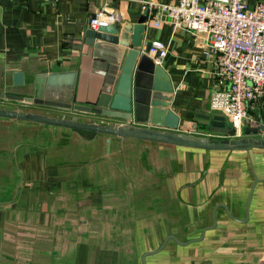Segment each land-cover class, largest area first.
<instances>
[{
	"label": "crops",
	"instance_id": "crops-1",
	"mask_svg": "<svg viewBox=\"0 0 264 264\" xmlns=\"http://www.w3.org/2000/svg\"><path fill=\"white\" fill-rule=\"evenodd\" d=\"M111 1L121 14L115 23L119 28L126 22L135 25L148 9L142 38L167 46L162 62L153 61L172 83L170 108L179 116L180 129L203 134L195 129L205 121L200 116L214 112L211 95L225 86L215 73L207 35L176 27L164 16L156 23L160 13L154 5L178 0ZM257 1L248 0L251 7ZM99 3L0 0V92L33 95L37 77L74 73L69 94L68 82L61 84L64 100L73 106L96 100L106 65L96 66L89 46L80 43ZM18 71L24 74V85L15 84ZM0 106L101 121L75 108L1 98ZM262 119L260 105H253L239 136L248 127L264 125ZM24 137L37 141L23 143ZM108 138L0 117V194L7 188L13 195L6 202L0 198V264H27L24 257L28 264H143L144 253L162 244L146 256V264L264 263L263 148L206 150ZM16 147L21 159L3 162L1 155ZM214 212L216 225L203 234L213 224ZM42 226L48 230L42 245L51 250H19L24 229L37 232ZM197 237L202 238L191 241Z\"/></svg>",
	"mask_w": 264,
	"mask_h": 264
},
{
	"label": "water",
	"instance_id": "water-1",
	"mask_svg": "<svg viewBox=\"0 0 264 264\" xmlns=\"http://www.w3.org/2000/svg\"><path fill=\"white\" fill-rule=\"evenodd\" d=\"M147 11L148 9L135 25L126 22L121 28L112 24L86 30L80 45L89 46L88 51L92 54L96 66L106 65L104 84L96 100L76 106H73L71 101L64 100L65 91L61 84L68 82L69 90L66 91L69 94L72 82L76 79L74 73H70L68 77L61 74L37 77L33 95L0 92L1 99L41 103L66 109L75 108L77 111L95 115L101 121L82 120L73 116H53L7 106H0V117L106 134L109 135V142L111 137H119L206 150L264 149V125L248 127L243 136H234L236 128L233 122L221 113L210 112L200 116L205 121L195 129L203 134L180 129L179 116L170 108L173 86L169 75L150 57L151 41L144 42L142 38ZM15 84H25L22 71L15 72ZM58 93L60 95H57ZM258 181L259 178L256 177L249 196L247 215ZM228 213L237 219L229 210ZM216 222L214 212L213 224L205 227L203 234L207 229L213 228ZM201 238H193L191 241ZM162 247L163 244L157 250L144 253L143 264H146V256L149 253L159 251Z\"/></svg>",
	"mask_w": 264,
	"mask_h": 264
},
{
	"label": "built area",
	"instance_id": "built-area-1",
	"mask_svg": "<svg viewBox=\"0 0 264 264\" xmlns=\"http://www.w3.org/2000/svg\"><path fill=\"white\" fill-rule=\"evenodd\" d=\"M161 17L176 27L206 34L215 55V73L225 86L210 98L211 111L224 114L239 136L253 105L259 104L264 122V0H178L155 4ZM121 20L111 0H100L89 27L98 29ZM149 54L161 63L167 46L151 41Z\"/></svg>",
	"mask_w": 264,
	"mask_h": 264
},
{
	"label": "trees",
	"instance_id": "trees-1",
	"mask_svg": "<svg viewBox=\"0 0 264 264\" xmlns=\"http://www.w3.org/2000/svg\"><path fill=\"white\" fill-rule=\"evenodd\" d=\"M13 194L16 197V194L14 192H13ZM15 197H13V199H15ZM45 229H47V227H45V226H42V229H40L37 232H36V230H33L32 228H29L28 231H27V229H24V236H26V237L21 243H19V250H21L22 252L23 251L24 252H29V251H32V250L35 251L36 249H39V250H45V249L51 250V247H49L48 244H43L42 245V242H41L42 239H45V237L42 236L45 233L43 231ZM31 233L39 234V237L38 238L32 237ZM37 240H38V242H37ZM35 243L38 246H36ZM24 259L26 260L27 264L31 263V262H29V260L26 257H24Z\"/></svg>",
	"mask_w": 264,
	"mask_h": 264
},
{
	"label": "rangeland",
	"instance_id": "rangeland-1",
	"mask_svg": "<svg viewBox=\"0 0 264 264\" xmlns=\"http://www.w3.org/2000/svg\"><path fill=\"white\" fill-rule=\"evenodd\" d=\"M38 132L39 133H42V131H41V129H38ZM25 138V140H23V143H27V142H29V141H37V139H31V138H27V137H24ZM21 151V149L20 148H18V147H16V150H13V152H8V154H3V155H1V157L3 158L2 159V161L4 162L5 161V159L6 158H12V160H13V158L14 159H16V157L18 156V157H20V159H21V154L19 153L20 151ZM22 150H24V147H22ZM22 154H23V151H22ZM156 154V156H158L157 155V152L155 153ZM18 157H17V162H18ZM159 157V156H158ZM234 161V159H232V161H231V163H234L233 162ZM15 162H16V160H15ZM226 164H228L227 162H226ZM250 164H251V162H250ZM251 166H252V164H251ZM12 177L10 176V178H9V174L8 175H6V183H8V185L11 183V181H10V179H11ZM18 181V180H17ZM12 195H11V192H10V190L9 189H4V191H3V193L2 194H0V198H1V200L2 201H5V200H7L8 201V199L11 197ZM6 202V201H5ZM37 217V215H35L34 216V218L33 217H31L32 218V221L31 222H33L34 221V219ZM29 230V227H28V229H27V231ZM48 232V230L45 232V233H47ZM46 251H49V250H46Z\"/></svg>",
	"mask_w": 264,
	"mask_h": 264
},
{
	"label": "bare ground",
	"instance_id": "bare-ground-1",
	"mask_svg": "<svg viewBox=\"0 0 264 264\" xmlns=\"http://www.w3.org/2000/svg\"><path fill=\"white\" fill-rule=\"evenodd\" d=\"M253 162V161H252Z\"/></svg>",
	"mask_w": 264,
	"mask_h": 264
}]
</instances>
